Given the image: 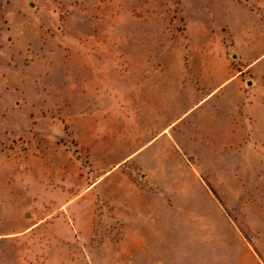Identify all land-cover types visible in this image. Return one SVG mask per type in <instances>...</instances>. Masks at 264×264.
<instances>
[{
  "label": "rangeland",
  "instance_id": "374dc122",
  "mask_svg": "<svg viewBox=\"0 0 264 264\" xmlns=\"http://www.w3.org/2000/svg\"><path fill=\"white\" fill-rule=\"evenodd\" d=\"M209 1L0 0V264H264V1Z\"/></svg>",
  "mask_w": 264,
  "mask_h": 264
},
{
  "label": "crops",
  "instance_id": "0c3cea01",
  "mask_svg": "<svg viewBox=\"0 0 264 264\" xmlns=\"http://www.w3.org/2000/svg\"><path fill=\"white\" fill-rule=\"evenodd\" d=\"M262 1H264V0H262ZM234 2H238V0H214V2H212V1L208 2V3H211L212 6L211 5L206 6L207 12H210L209 10L211 8V11L214 13V22H216L217 26H219L222 30L224 28H226L228 30H230V28H233L235 26V25H233V22H238L239 24H245V26H247L246 25L247 22H246L245 17H240L238 15V13L236 12V10H234L232 8L231 4ZM201 6H202V4H200V2H199V8L200 9H201ZM199 12H201V10H199ZM193 18L197 21H200V22H207V20H208L207 19L206 21H204L205 19H203L202 16H195ZM212 18H209L210 22L212 21ZM246 43H248V39H247ZM263 54H264V52H263ZM223 127H226V128H225V130H223L222 133H220V134H224L221 137L222 139H225L228 141L237 139V135H238L237 130H233L229 124H223ZM208 133L210 136V137H208L209 139H211V136L216 135V133H214V132L209 131ZM199 134H201V133L199 132ZM194 139H202V137H200V136L193 137L192 140H194ZM173 154H175V153H173ZM168 169H172L171 171L177 170V172L181 171L182 177L180 176L181 180L178 181L177 184L171 183L170 181H168L167 191H166L167 196H169V197L172 196L173 188H175V186H179L182 189V193L184 195H186V197L188 198V201L186 203L187 205L196 204L198 206H201V205H206L205 203L209 202L211 204V205H209L210 208H212V209L214 208L215 210H218L216 208L217 205H216V202H215L213 196L211 194H209V192L207 191V189H206L202 179L200 178L198 172H196L194 170V167L192 165H191V167L188 166L187 164H185V165L183 164L181 167H172V166L170 167V166H168ZM186 176L189 178L188 180L185 178ZM197 195H200L203 198L201 199V197L197 196ZM166 200H168V197ZM159 204L161 206L160 208L162 211L155 212V213H157L155 215V217L169 223L170 220H174V219H172L173 217H175V216L177 217V215L179 214V217L183 222V225H182L183 228L180 225V227L178 226L177 229L180 230L182 228L183 234H186L188 236L191 234L193 235L195 233L200 238H204V237L206 238V236H212L214 238L223 239L225 237V239H228V236L232 235L235 231L234 229H229V228H228L227 232H224L221 229H217V228H213L211 230H206V229H202L199 227L198 229H192L193 230L192 232H188L187 231L188 229H185L186 226L188 225L187 222H192L195 225V222L202 221V219L200 217L191 216L189 213H187L189 211H185L186 209H183L184 212L180 211L182 214L179 212L173 213L171 211V209H172L171 205L168 201H165V202H162ZM153 207H154V204H153ZM172 215H173V217H172ZM207 217H209V220H212L211 215H209ZM217 217H219V220L223 219V217L221 215H218ZM204 218L207 219L206 217H204ZM226 223L229 225V227H231V225L228 222H226ZM147 232H148V235H150L149 232H151V234H152V231H150L149 229H147ZM160 233H161V231H156V234H160ZM207 233H209V234H207ZM200 241H202V239ZM146 242H147V244H149V243H152L153 240L145 241V243ZM230 249H231V246L228 245L227 246V252L228 251L230 252ZM218 250H219V248L213 249L212 252H217ZM220 250L222 251L221 248H220ZM196 253H199V252L197 251ZM236 264H237V260H236Z\"/></svg>",
  "mask_w": 264,
  "mask_h": 264
}]
</instances>
